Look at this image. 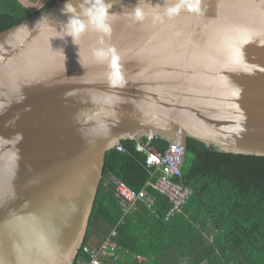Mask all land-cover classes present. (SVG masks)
<instances>
[{
  "label": "water",
  "instance_id": "water-1",
  "mask_svg": "<svg viewBox=\"0 0 264 264\" xmlns=\"http://www.w3.org/2000/svg\"><path fill=\"white\" fill-rule=\"evenodd\" d=\"M105 3L103 44L91 29L72 43L65 1L0 32V264H74L121 140L181 149L177 171L189 138L264 157V0Z\"/></svg>",
  "mask_w": 264,
  "mask_h": 264
},
{
  "label": "trees",
  "instance_id": "trees-1",
  "mask_svg": "<svg viewBox=\"0 0 264 264\" xmlns=\"http://www.w3.org/2000/svg\"><path fill=\"white\" fill-rule=\"evenodd\" d=\"M57 1L65 0H47L33 12L19 0H0V32ZM119 144L124 152L112 148L105 155L83 246L89 244L90 226L100 220L106 235L116 229L115 241L125 253L118 262L108 260L112 264H264V157L220 152L189 138L179 182L190 188L191 195L182 213L165 221L169 203L154 192L157 201L152 209L140 207L123 215L114 187L104 177L112 174L139 191L148 173L134 141ZM154 145L164 150L168 144L157 138ZM82 258L80 250L74 264Z\"/></svg>",
  "mask_w": 264,
  "mask_h": 264
},
{
  "label": "built area",
  "instance_id": "built-area-1",
  "mask_svg": "<svg viewBox=\"0 0 264 264\" xmlns=\"http://www.w3.org/2000/svg\"><path fill=\"white\" fill-rule=\"evenodd\" d=\"M156 140L157 138L131 140L134 141L135 152L144 159L143 165L148 173V180L139 191L132 190L120 181L116 184L114 193L123 215L131 214L140 207L152 209L157 201L154 194L156 193L165 197L169 203L164 216L165 221H168L182 213L191 195L190 188L179 182L182 160L178 165V171L175 169L182 150L173 147L168 149V145L164 150H158L154 145ZM114 148L119 153L124 152L121 144ZM116 235V229L113 228L97 245H82L80 250L84 258L77 260L76 264H102V261L106 260L112 262L122 260L125 253L116 243ZM136 259L141 261L143 258L137 256Z\"/></svg>",
  "mask_w": 264,
  "mask_h": 264
},
{
  "label": "clouds",
  "instance_id": "clouds-1",
  "mask_svg": "<svg viewBox=\"0 0 264 264\" xmlns=\"http://www.w3.org/2000/svg\"><path fill=\"white\" fill-rule=\"evenodd\" d=\"M187 5V10L198 13L200 11V0H182ZM111 5L105 3V0H80L79 11L77 5L65 0L61 13L68 15L69 18L65 23L67 36L72 38L75 45L79 37L89 29L102 34L100 43L103 44V37L110 36L111 26L108 23L109 9ZM179 7L174 6L168 9L167 15L173 16L179 12ZM135 21H143L144 13L141 8L136 7L131 14ZM94 55L99 59H108L111 56V63L116 64L118 55L115 48H97Z\"/></svg>",
  "mask_w": 264,
  "mask_h": 264
},
{
  "label": "crops",
  "instance_id": "crops-1",
  "mask_svg": "<svg viewBox=\"0 0 264 264\" xmlns=\"http://www.w3.org/2000/svg\"><path fill=\"white\" fill-rule=\"evenodd\" d=\"M19 1L23 5H25L22 2V0H19ZM103 226H105V224H103L100 220H96L94 223H92V225L90 226V239H89V244H91V245H97L98 243H100L103 240V238L106 236V233H107L106 232L107 230H105L103 233H101L100 229ZM103 264H112V262L106 260V261L103 262Z\"/></svg>",
  "mask_w": 264,
  "mask_h": 264
},
{
  "label": "rangeland",
  "instance_id": "rangeland-1",
  "mask_svg": "<svg viewBox=\"0 0 264 264\" xmlns=\"http://www.w3.org/2000/svg\"><path fill=\"white\" fill-rule=\"evenodd\" d=\"M22 2L25 4V6H27L31 11L34 12L44 6L47 0H22ZM100 231L101 233H103L105 231V226L101 227ZM141 261L144 260L142 259Z\"/></svg>",
  "mask_w": 264,
  "mask_h": 264
},
{
  "label": "bare ground",
  "instance_id": "bare-ground-1",
  "mask_svg": "<svg viewBox=\"0 0 264 264\" xmlns=\"http://www.w3.org/2000/svg\"><path fill=\"white\" fill-rule=\"evenodd\" d=\"M104 261H102V264H103Z\"/></svg>",
  "mask_w": 264,
  "mask_h": 264
}]
</instances>
